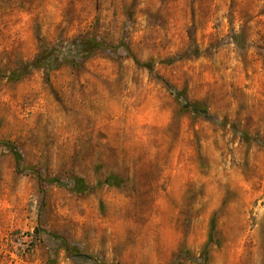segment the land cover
Listing matches in <instances>:
<instances>
[{
	"label": "rangeland",
	"instance_id": "1",
	"mask_svg": "<svg viewBox=\"0 0 264 264\" xmlns=\"http://www.w3.org/2000/svg\"><path fill=\"white\" fill-rule=\"evenodd\" d=\"M0 141V264H264V0H0Z\"/></svg>",
	"mask_w": 264,
	"mask_h": 264
},
{
	"label": "trees",
	"instance_id": "2",
	"mask_svg": "<svg viewBox=\"0 0 264 264\" xmlns=\"http://www.w3.org/2000/svg\"><path fill=\"white\" fill-rule=\"evenodd\" d=\"M123 46L127 51L128 55L133 59V61L141 66L146 68L153 77L161 81L170 91L173 93L178 100L184 101L182 103L183 108L185 110L191 111L195 115H201L203 117H209L210 114L208 113L206 107L202 106L198 102H190L186 96L184 95L183 91H178L175 87H173L170 83H168L164 78L160 77L154 70V64L150 61L147 62H140L137 56L131 52V50L123 43L117 45V47ZM109 48L113 49L114 45H109ZM102 48V43L98 41L94 37H86L82 36L80 38H72L71 40L65 41L64 43L61 41L59 43H55L50 48H45L39 52V54L30 62H25L20 64L19 67L15 68L11 72V77L14 80H17L27 73H29L32 69L36 68H43L49 69L54 67L59 61L67 60L73 62L74 59L77 57H87L95 52H98ZM171 59H168L167 62H170ZM243 139L251 140V137L246 132H241ZM15 157L17 164H19L22 159V154L18 150V148L9 141H0ZM33 169V168H32ZM39 176V174H38ZM114 177H106L104 182L105 183H112V179ZM73 187L76 192L82 193L87 192L90 188L84 182V180L80 177L74 176L72 179ZM49 183H59L57 178H48L46 179ZM213 228V226H212ZM53 237H56L62 244L65 246V249L69 252H77V250L71 246L61 237L56 236L55 234H51Z\"/></svg>",
	"mask_w": 264,
	"mask_h": 264
}]
</instances>
